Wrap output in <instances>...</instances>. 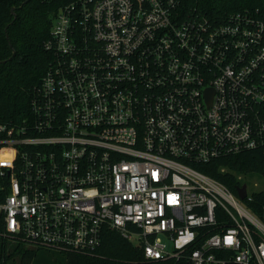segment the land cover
Masks as SVG:
<instances>
[{
  "label": "built area",
  "instance_id": "2783aa9c",
  "mask_svg": "<svg viewBox=\"0 0 264 264\" xmlns=\"http://www.w3.org/2000/svg\"><path fill=\"white\" fill-rule=\"evenodd\" d=\"M20 124L0 123V229L92 252L107 228L143 264H264V222L205 169L264 153V16L183 0H75ZM225 171L226 167H221Z\"/></svg>",
  "mask_w": 264,
  "mask_h": 264
},
{
  "label": "trees",
  "instance_id": "16d2710c",
  "mask_svg": "<svg viewBox=\"0 0 264 264\" xmlns=\"http://www.w3.org/2000/svg\"><path fill=\"white\" fill-rule=\"evenodd\" d=\"M72 1L0 0V123L20 124L30 113L34 93L54 60L45 48L53 18ZM183 5L219 21L238 11L258 10L264 16V0H183ZM213 165L205 170L236 195L247 183V175L264 177L261 149L219 158ZM8 180L0 174V187ZM244 202L264 222V189L251 193ZM143 258L142 249L115 229H105L102 244L84 253L33 245L0 229V264H143Z\"/></svg>",
  "mask_w": 264,
  "mask_h": 264
},
{
  "label": "rangeland",
  "instance_id": "374dc122",
  "mask_svg": "<svg viewBox=\"0 0 264 264\" xmlns=\"http://www.w3.org/2000/svg\"><path fill=\"white\" fill-rule=\"evenodd\" d=\"M246 182H247L248 194L258 192L264 189V177L254 175V174H251V175L249 174L246 176ZM243 203L245 202L243 201Z\"/></svg>",
  "mask_w": 264,
  "mask_h": 264
},
{
  "label": "water",
  "instance_id": "95a60500",
  "mask_svg": "<svg viewBox=\"0 0 264 264\" xmlns=\"http://www.w3.org/2000/svg\"><path fill=\"white\" fill-rule=\"evenodd\" d=\"M14 8H12L13 10ZM248 190H247V183H244L239 189H238V196L241 199H244L247 197Z\"/></svg>",
  "mask_w": 264,
  "mask_h": 264
}]
</instances>
